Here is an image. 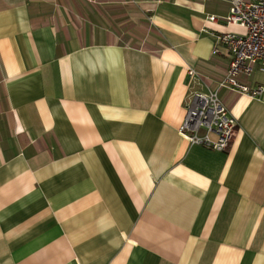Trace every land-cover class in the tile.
<instances>
[{
  "label": "crops",
  "instance_id": "0c3cea01",
  "mask_svg": "<svg viewBox=\"0 0 264 264\" xmlns=\"http://www.w3.org/2000/svg\"><path fill=\"white\" fill-rule=\"evenodd\" d=\"M229 5L0 0V264H264V93L218 90L225 150L178 133Z\"/></svg>",
  "mask_w": 264,
  "mask_h": 264
},
{
  "label": "built area",
  "instance_id": "2783aa9c",
  "mask_svg": "<svg viewBox=\"0 0 264 264\" xmlns=\"http://www.w3.org/2000/svg\"><path fill=\"white\" fill-rule=\"evenodd\" d=\"M226 24H237L244 32H221L215 42L221 45L230 60L224 77L213 90H197L201 77L194 70H187L189 90L184 99L185 115L178 133L189 143L225 150L231 141L236 120L221 101L218 90L227 89L237 94L258 98L264 93V85H250L240 80L255 70L264 71V0H229ZM215 21V16H209ZM213 53L218 52L214 47ZM214 135V137H211Z\"/></svg>",
  "mask_w": 264,
  "mask_h": 264
}]
</instances>
